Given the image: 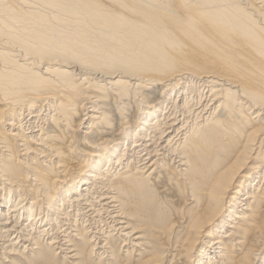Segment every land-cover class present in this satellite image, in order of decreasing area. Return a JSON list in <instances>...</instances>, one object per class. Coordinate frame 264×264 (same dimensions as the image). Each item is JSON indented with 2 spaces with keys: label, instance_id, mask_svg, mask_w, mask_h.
<instances>
[{
  "label": "bare ground",
  "instance_id": "6f19581e",
  "mask_svg": "<svg viewBox=\"0 0 264 264\" xmlns=\"http://www.w3.org/2000/svg\"><path fill=\"white\" fill-rule=\"evenodd\" d=\"M119 252L264 264V0H0V264Z\"/></svg>",
  "mask_w": 264,
  "mask_h": 264
},
{
  "label": "rangeland",
  "instance_id": "374dc122",
  "mask_svg": "<svg viewBox=\"0 0 264 264\" xmlns=\"http://www.w3.org/2000/svg\"><path fill=\"white\" fill-rule=\"evenodd\" d=\"M41 125H45V121L41 122L40 123ZM74 130H76V128H74ZM85 130V129H83ZM106 132H112V130H105ZM69 133V132H68ZM75 136H79L80 135V132L79 131H75ZM109 137V136H107ZM29 219V215L26 214L25 216V222ZM24 222V223H25ZM94 261H97L96 263L97 264H128L129 260H132L129 264H135L136 262L133 261V257L127 259V257L122 253V252H119L118 256L115 257L114 260H111V258H105L103 256L97 258V257H93Z\"/></svg>",
  "mask_w": 264,
  "mask_h": 264
}]
</instances>
